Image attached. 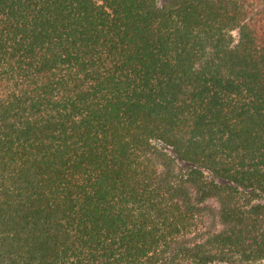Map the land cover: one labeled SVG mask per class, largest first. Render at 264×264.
Wrapping results in <instances>:
<instances>
[{
	"label": "trees",
	"instance_id": "trees-1",
	"mask_svg": "<svg viewBox=\"0 0 264 264\" xmlns=\"http://www.w3.org/2000/svg\"><path fill=\"white\" fill-rule=\"evenodd\" d=\"M0 264H264V0H0Z\"/></svg>",
	"mask_w": 264,
	"mask_h": 264
}]
</instances>
